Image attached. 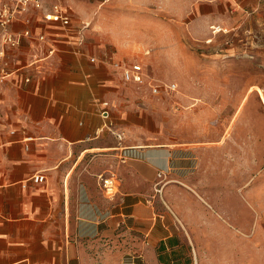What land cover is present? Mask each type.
Here are the masks:
<instances>
[{"label": "crops", "instance_id": "1", "mask_svg": "<svg viewBox=\"0 0 264 264\" xmlns=\"http://www.w3.org/2000/svg\"><path fill=\"white\" fill-rule=\"evenodd\" d=\"M228 2L237 6L234 18L244 11L264 26V0L200 1L212 4L220 20ZM64 8L72 14L68 27L40 11L28 14L33 35L46 39L24 38L14 52L20 67L38 56L39 72L29 71L30 81L27 70L0 81V264H199V244L230 242L233 228L251 223L252 205L243 219L236 204L201 200L214 187L234 194L237 184L204 181L194 144L144 143L157 135L155 120L142 116L138 86L104 60L134 57L94 42L88 28L80 44V24ZM25 27L13 24L15 31ZM36 173L45 180L30 179ZM249 173L241 174L246 201ZM101 174L117 179L114 198Z\"/></svg>", "mask_w": 264, "mask_h": 264}, {"label": "rangeland", "instance_id": "2", "mask_svg": "<svg viewBox=\"0 0 264 264\" xmlns=\"http://www.w3.org/2000/svg\"><path fill=\"white\" fill-rule=\"evenodd\" d=\"M58 1L74 13L77 24L88 25L94 42L113 48L114 54L119 49L141 60L157 81L177 84L176 91L160 94L135 88L142 116L155 120L152 130L157 132L144 143L194 144L204 181L211 177L232 185L235 178L237 184L234 194V190L231 195L219 194L222 188L214 187L201 194V200L208 206L236 204L243 219L245 208L248 218L252 205L251 223L247 220L233 228L230 242L220 237L199 244V264H264V103L258 90L264 93V26L260 20L250 21L244 11L234 18L238 9L229 2L221 4L224 19L220 20L219 12L213 14L214 6L201 0ZM215 25L222 29L215 32ZM250 170L253 177L246 201L241 174Z\"/></svg>", "mask_w": 264, "mask_h": 264}, {"label": "built area", "instance_id": "3", "mask_svg": "<svg viewBox=\"0 0 264 264\" xmlns=\"http://www.w3.org/2000/svg\"><path fill=\"white\" fill-rule=\"evenodd\" d=\"M32 11H40L43 17L51 22H58L64 27H68L72 22V14L69 12L61 2L56 1L48 4L46 0H0V81L7 79L12 74L19 70H27L28 75L25 77L26 81H30L32 76L31 71L34 69L39 72L38 62L40 58L31 55V58L22 66L17 65V57L15 56V50L20 47L24 38H35L38 41H44L46 39L45 34H38L36 37L33 35V31L30 27L31 17L28 15ZM22 21L26 27L22 31H15L13 24L15 22ZM88 28L87 24L79 26V35L81 39L79 43L84 41V30ZM53 50H50V53ZM110 64L114 65L121 73L123 80L127 83L136 84L138 87H148L152 93L160 94L162 91L170 93L176 91V83L159 82L152 78L146 69L144 62L138 59H122L113 57V54H109L104 59ZM90 61L96 63L98 59L94 56L90 57ZM15 65V68L11 66ZM104 110L102 114L107 112L108 102H103ZM15 133V131H12ZM114 133L122 140L124 138V132ZM31 136H25L23 140L30 141ZM27 148V147H26ZM101 185L106 190L109 197L114 198L117 193V179L114 175L99 176ZM30 179L35 182H43L45 175L42 173L33 174Z\"/></svg>", "mask_w": 264, "mask_h": 264}, {"label": "bare ground", "instance_id": "4", "mask_svg": "<svg viewBox=\"0 0 264 264\" xmlns=\"http://www.w3.org/2000/svg\"><path fill=\"white\" fill-rule=\"evenodd\" d=\"M212 28H214V29H215V32H217V31H219V30H221V29H222L220 26H212Z\"/></svg>", "mask_w": 264, "mask_h": 264}]
</instances>
